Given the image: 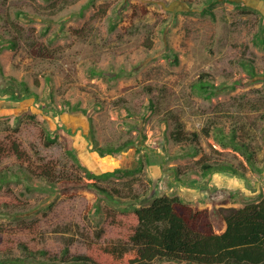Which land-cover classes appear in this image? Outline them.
<instances>
[{"label": "rangeland", "instance_id": "rangeland-1", "mask_svg": "<svg viewBox=\"0 0 264 264\" xmlns=\"http://www.w3.org/2000/svg\"><path fill=\"white\" fill-rule=\"evenodd\" d=\"M263 27L264 0H0V258L22 257L23 244L49 255L66 246L84 254L127 239L135 209L164 194H179L214 219L220 207L259 201ZM249 60L257 75L243 64ZM200 77L225 88L199 91L193 84ZM12 91L28 96L16 99ZM39 100L63 111L69 134ZM178 122L200 134L197 151L173 140ZM48 131L56 142H46ZM222 133L247 143L255 165L224 144ZM127 141L124 150L101 154ZM204 162L231 163L245 176L215 171L201 188ZM44 165L64 178L94 181L114 198L90 187L48 190ZM116 168L108 177L87 176L88 169ZM14 171L18 181L2 179Z\"/></svg>", "mask_w": 264, "mask_h": 264}, {"label": "trees", "instance_id": "trees-1", "mask_svg": "<svg viewBox=\"0 0 264 264\" xmlns=\"http://www.w3.org/2000/svg\"><path fill=\"white\" fill-rule=\"evenodd\" d=\"M214 15L211 8L209 11ZM19 13L22 14L20 11ZM257 40L264 44V27L257 33ZM10 44H16V39H7ZM6 43L1 42V45ZM178 58L175 56V61ZM250 69L251 76L257 75V69L253 61L243 62ZM0 70L2 67L0 66ZM240 81H237L238 84ZM193 86L204 93H215L217 89H224L211 81L200 77ZM13 98L22 100L27 94L20 96L12 91ZM39 106L45 112H54L56 116L57 129L63 133H68L69 129L61 122L63 111L58 110V106L52 102V106L44 105L39 100ZM30 116L40 122L38 113L30 111ZM209 134L208 129H206ZM69 134V133H68ZM200 134L196 131L186 133L185 126L178 122L172 138L175 142L183 144L189 143L198 150ZM222 138H228L224 144H231L239 149L248 158L252 165H255L254 153L249 149L247 143L237 140L236 133L227 135L221 134ZM57 138L49 131L46 132V142H56ZM131 144L127 141L118 147L108 146L106 150L101 149L102 155L114 154L127 148ZM18 157H24L25 151L15 142L13 145ZM203 174L207 176V185H199L201 188H208L209 178L215 171L241 174L231 163H210L204 162L202 165ZM120 168L98 174L88 169L89 178L108 177L120 172ZM13 177L18 181L20 175L15 171L11 174L3 175L2 179ZM46 184L42 186L46 189L56 191L63 189L68 191L70 186L95 188L99 193L107 198H114V193L104 187L99 186L94 181L77 180L72 177H63L57 174L55 168L43 166L41 173ZM30 183V179L25 176ZM76 190V189H72ZM229 199H223L221 204H226ZM217 209L216 219L207 208H202L197 204L188 203L179 194H164L155 197L148 205L139 206L135 209L136 223L133 231L127 239L118 240L100 245L98 248H90L84 254H70L69 246H66L60 255H49L46 250H32L27 245L24 248L23 256L1 257L0 264L8 262L24 263L38 262L42 264H149L156 260L172 264H264V196L257 202L247 203L243 207ZM6 211L0 209V215Z\"/></svg>", "mask_w": 264, "mask_h": 264}, {"label": "crops", "instance_id": "crops-1", "mask_svg": "<svg viewBox=\"0 0 264 264\" xmlns=\"http://www.w3.org/2000/svg\"><path fill=\"white\" fill-rule=\"evenodd\" d=\"M181 196V195H180Z\"/></svg>", "mask_w": 264, "mask_h": 264}]
</instances>
